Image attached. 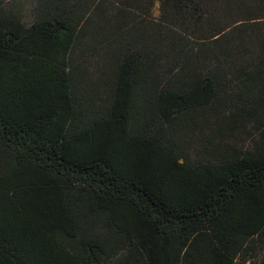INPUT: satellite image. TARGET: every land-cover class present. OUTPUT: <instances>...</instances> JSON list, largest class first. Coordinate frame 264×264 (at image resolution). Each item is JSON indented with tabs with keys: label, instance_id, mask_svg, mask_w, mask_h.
<instances>
[{
	"label": "trees",
	"instance_id": "obj_1",
	"mask_svg": "<svg viewBox=\"0 0 264 264\" xmlns=\"http://www.w3.org/2000/svg\"><path fill=\"white\" fill-rule=\"evenodd\" d=\"M0 264H264V0H0Z\"/></svg>",
	"mask_w": 264,
	"mask_h": 264
},
{
	"label": "rangeland",
	"instance_id": "obj_2",
	"mask_svg": "<svg viewBox=\"0 0 264 264\" xmlns=\"http://www.w3.org/2000/svg\"><path fill=\"white\" fill-rule=\"evenodd\" d=\"M153 15L156 16L157 15V11H156V8L154 9L153 11Z\"/></svg>",
	"mask_w": 264,
	"mask_h": 264
}]
</instances>
